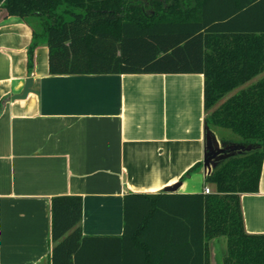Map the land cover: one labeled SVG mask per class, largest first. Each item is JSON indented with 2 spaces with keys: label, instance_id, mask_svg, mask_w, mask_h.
Segmentation results:
<instances>
[{
  "label": "crops",
  "instance_id": "0c3cea01",
  "mask_svg": "<svg viewBox=\"0 0 264 264\" xmlns=\"http://www.w3.org/2000/svg\"><path fill=\"white\" fill-rule=\"evenodd\" d=\"M32 43L31 25L0 7V264H51V203L59 195L83 200L81 264H124L127 195H192L207 185L214 191L204 168L205 76L54 75L48 44L31 50ZM28 78L31 91L14 99ZM240 200L246 234L264 239V158L258 191ZM163 217L157 244L175 230L185 242L184 223ZM208 246L209 264H223L228 239L215 237ZM135 247L128 264H141ZM180 259L169 255L165 264H185Z\"/></svg>",
  "mask_w": 264,
  "mask_h": 264
},
{
  "label": "trees",
  "instance_id": "16d2710c",
  "mask_svg": "<svg viewBox=\"0 0 264 264\" xmlns=\"http://www.w3.org/2000/svg\"><path fill=\"white\" fill-rule=\"evenodd\" d=\"M0 7L31 25V50L48 44L50 74L203 73L206 124L254 146L207 175L213 193L127 195L124 264L129 246L141 264H165L169 255L209 264L208 241L219 236L228 239L223 264H264V239L246 234L240 200L258 191L264 158V0H0ZM182 200L185 212L176 207ZM82 210L79 195L52 198L51 264H81ZM165 215L184 223L185 242L176 230L153 239L164 233Z\"/></svg>",
  "mask_w": 264,
  "mask_h": 264
},
{
  "label": "water",
  "instance_id": "95a60500",
  "mask_svg": "<svg viewBox=\"0 0 264 264\" xmlns=\"http://www.w3.org/2000/svg\"><path fill=\"white\" fill-rule=\"evenodd\" d=\"M31 86L32 78H28L23 93L15 95L13 98H25L31 91ZM205 130L206 150L204 156V168L208 174L212 173L223 161L227 159V156H225L226 153L231 152V155H233L234 151H238L240 154L250 151L254 148L253 144H244L243 142L239 143L238 145L230 143L228 146H226V142L219 140L213 129L208 124H206ZM224 158L226 159L223 160ZM179 185L180 183L169 186L165 188V191L173 192L178 188Z\"/></svg>",
  "mask_w": 264,
  "mask_h": 264
},
{
  "label": "rangeland",
  "instance_id": "374dc122",
  "mask_svg": "<svg viewBox=\"0 0 264 264\" xmlns=\"http://www.w3.org/2000/svg\"><path fill=\"white\" fill-rule=\"evenodd\" d=\"M213 131L216 133L217 137L222 141V142H226L228 144L234 143V145H238L239 143L242 142V139L240 136H238L237 134H235L232 130L230 129H224V128H214L212 127ZM239 154L238 151H234L233 155H231V152L226 153L225 156H227L226 158H230L234 155ZM226 158H224L223 160H225Z\"/></svg>",
  "mask_w": 264,
  "mask_h": 264
},
{
  "label": "built area",
  "instance_id": "2783aa9c",
  "mask_svg": "<svg viewBox=\"0 0 264 264\" xmlns=\"http://www.w3.org/2000/svg\"><path fill=\"white\" fill-rule=\"evenodd\" d=\"M211 192H212L211 187L207 185V186L204 188V193H206V194H210Z\"/></svg>",
  "mask_w": 264,
  "mask_h": 264
},
{
  "label": "flooded vegetation",
  "instance_id": "af4514ba",
  "mask_svg": "<svg viewBox=\"0 0 264 264\" xmlns=\"http://www.w3.org/2000/svg\"><path fill=\"white\" fill-rule=\"evenodd\" d=\"M231 143V142H230ZM226 146H228L229 144L228 143H225ZM229 150V149H228Z\"/></svg>",
  "mask_w": 264,
  "mask_h": 264
}]
</instances>
